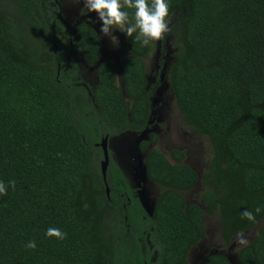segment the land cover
<instances>
[{
    "label": "trees",
    "instance_id": "1",
    "mask_svg": "<svg viewBox=\"0 0 264 264\" xmlns=\"http://www.w3.org/2000/svg\"><path fill=\"white\" fill-rule=\"evenodd\" d=\"M60 13L48 0H0V264H149L155 251L156 264H186L206 236L205 209L183 195L200 180L186 152L173 150L175 163L156 148L147 154V175L162 187L152 215L113 158L106 182L101 167L103 138L149 127L146 60L156 41L127 36V102L99 33L85 22L71 28ZM169 13L176 105L213 151L200 198L230 245L264 219V0H170ZM76 53L97 66L94 88L79 77ZM157 142L152 132L140 148ZM49 227L66 237H47ZM239 260L264 264V225ZM205 264L232 262L214 254Z\"/></svg>",
    "mask_w": 264,
    "mask_h": 264
},
{
    "label": "rangeland",
    "instance_id": "2",
    "mask_svg": "<svg viewBox=\"0 0 264 264\" xmlns=\"http://www.w3.org/2000/svg\"><path fill=\"white\" fill-rule=\"evenodd\" d=\"M13 3L14 0H7ZM52 7H57L61 12L59 16L70 23L71 28L79 23H88L102 37L104 53L102 59L111 60L117 69L118 84L124 91V79L122 75V58L129 54L127 35L119 30H113V35L118 38V45H114L111 39L104 36L100 31V24L95 13L83 12V3L75 0H48ZM92 17V20L89 19ZM177 21L176 15L170 18L169 26ZM177 33H166L162 40L156 41V48L149 59L146 60L148 68L149 87L152 95V113L149 127L143 132H128L118 137L111 138L109 148L111 157L120 167L130 183H133L148 211L153 210L162 192V187L148 178L145 166V157L148 151L159 149L166 153L167 157L175 163L171 156L173 150L178 149L186 152L185 161L199 173V183L196 187L185 192V198L189 204H199L206 213V236L191 250L186 264H203L205 259L214 254L227 256L233 264H242L239 260V250L253 240L259 228L264 225V219L258 226L238 233L227 245L222 238V224L218 214L211 215L207 212L200 194L204 187L201 183L202 175L209 169L213 151L207 136L199 134L187 124L176 105V98L170 83L169 71L175 61L178 52L176 45ZM77 66L79 77L91 87L97 85V66L86 63L81 53L73 57ZM125 100L130 99L125 93ZM156 133L158 142L147 151L140 150V143L149 138L150 133ZM243 240L244 243L240 241Z\"/></svg>",
    "mask_w": 264,
    "mask_h": 264
},
{
    "label": "clouds",
    "instance_id": "3",
    "mask_svg": "<svg viewBox=\"0 0 264 264\" xmlns=\"http://www.w3.org/2000/svg\"><path fill=\"white\" fill-rule=\"evenodd\" d=\"M76 3H83L87 14L95 13L100 24L99 31L111 39L114 45H118V38L113 35V30H119L135 41H139L147 47L153 41L162 40L169 31V2L170 0H75ZM131 10V13L130 11ZM92 20V17L89 16ZM10 187L15 188V182H10ZM7 194V187L0 182V195ZM262 209L257 207L256 213ZM242 218L254 221L255 216L251 211L244 210ZM45 235L63 240L66 233L59 228L49 227ZM244 243L243 240L240 241ZM35 241H29L26 247L35 249Z\"/></svg>",
    "mask_w": 264,
    "mask_h": 264
},
{
    "label": "flooded vegetation",
    "instance_id": "4",
    "mask_svg": "<svg viewBox=\"0 0 264 264\" xmlns=\"http://www.w3.org/2000/svg\"><path fill=\"white\" fill-rule=\"evenodd\" d=\"M150 88V87H149ZM152 105H153V103H152ZM151 113H152V111H151ZM150 117H151V115H150ZM149 122H150V119H149ZM128 132H136V131H132V130H129V131H127V132H125V133H128ZM124 134V133H123ZM122 135V134H121ZM120 136V135H119ZM116 137H118V136H116ZM111 138H114V137H111ZM110 137H109V141H110V139H111ZM144 141V140H143ZM142 141V142H143ZM141 142V143H142ZM141 143H140V145H141ZM139 145V146H140ZM153 145H150L147 149H145V150H143V149H141L140 148V150H142V151H147L150 147H152ZM151 151V150H150ZM150 151H148V153L150 152ZM109 152H110V148H109ZM147 153V154H148ZM147 156V155H146ZM110 157H111V152H110ZM112 158V157H111ZM111 158H110V162H111ZM146 158V157H145ZM145 166H146V164H145ZM120 168V167H119ZM193 168V167H192ZM194 169V168H193ZM147 170V169H146ZM149 178V177H148ZM128 180V179H127ZM129 182V181H128ZM129 184H130V187L133 189V191L135 192V196L136 197H138V199H139V201H140V203H141V205L143 206V208L145 209V211L149 214V215H152L153 214V212H154V210H155V206H156V204H157V202H158V200H157V202H156V204H155V206L153 207V210H150V211H148V208L145 206V204H144V202H143V200H142V197H141V195L139 194V192H138V190H137V188L136 187H134L133 185V183H130L129 182ZM109 186V185H108ZM196 187V186H195ZM110 188V187H109ZM192 190V189H191ZM186 192H188V191H186ZM185 193V192H184ZM184 193H183V195H184ZM185 196V195H184ZM186 199V198H185ZM187 201V200H186ZM188 203V202H187ZM223 238V237H222ZM148 244H149V242H148ZM143 249H144V255H146V253H147V248H146V244L145 243H143ZM195 246H193L192 248H191V250L194 248ZM150 249H152V245L150 246ZM191 250H190V252H191ZM190 252H189V255H190ZM157 252L155 251V252H152L151 253V256H150V259H149V264H156L157 263ZM206 260V259H205ZM231 261V260H230ZM232 262V261H231ZM203 264H205V262L203 261ZM233 264V263H232Z\"/></svg>",
    "mask_w": 264,
    "mask_h": 264
},
{
    "label": "water",
    "instance_id": "5",
    "mask_svg": "<svg viewBox=\"0 0 264 264\" xmlns=\"http://www.w3.org/2000/svg\"><path fill=\"white\" fill-rule=\"evenodd\" d=\"M100 147L103 150V154H104V159L101 162V167H102V173H103V177L104 180L106 182L107 179V170L108 167L110 165V152H109V136H106L105 138L102 139L101 143H100ZM107 193L109 195L110 193V188L107 184Z\"/></svg>",
    "mask_w": 264,
    "mask_h": 264
}]
</instances>
